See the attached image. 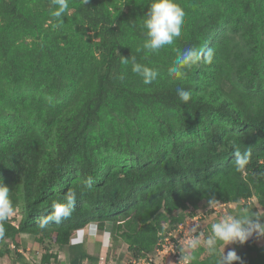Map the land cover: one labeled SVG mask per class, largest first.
Segmentation results:
<instances>
[{"label":"trees","instance_id":"1","mask_svg":"<svg viewBox=\"0 0 264 264\" xmlns=\"http://www.w3.org/2000/svg\"><path fill=\"white\" fill-rule=\"evenodd\" d=\"M176 2L186 13L182 37L149 53L150 0H69L61 28L51 0H0V181L15 213L3 222L0 257L34 264L30 235L44 247L39 264H64L66 247L71 263L99 264L100 245L89 254L86 240L71 244L97 223L136 260L209 200L235 203L238 218L254 198L264 211V0ZM190 47L212 49V62L169 76ZM132 55L158 71L156 81L145 85L121 63ZM178 87L192 92L187 104ZM235 151L250 153L242 170ZM73 191L71 215L41 229ZM221 246L183 252L195 255L189 264H219ZM235 252L233 264H264V243Z\"/></svg>","mask_w":264,"mask_h":264},{"label":"clouds","instance_id":"2","mask_svg":"<svg viewBox=\"0 0 264 264\" xmlns=\"http://www.w3.org/2000/svg\"><path fill=\"white\" fill-rule=\"evenodd\" d=\"M84 3H87V0H84ZM51 4L55 7L52 16L58 21L53 27L61 28L63 26L62 17L66 15L69 8V0H51ZM149 5L148 11L143 19V28L146 30L144 33L146 39L143 44V49L149 53H159L162 49L174 46L176 41L182 37L186 13L176 0H150ZM213 56V50L210 48L200 49L197 47H190L184 49L182 52L178 51L175 61L172 66L168 68V74L176 79H183L187 75V70L199 64L201 61L204 63H211ZM130 62L131 71L141 77L145 85H150L157 80L159 73L155 68L138 62L134 55L128 58L121 56L122 64L127 65ZM118 79L123 82L125 80V75L121 74ZM176 92L180 100L185 104H187L192 97V92L183 87H178ZM249 159V152H234L235 166L238 169H244L248 165ZM93 183V178L88 177L82 186L90 190ZM75 199L76 193L74 191L67 193L64 197V202L55 203L53 205L52 214L42 219L39 222V227L44 229L50 222L60 223L63 219L68 218L74 210ZM213 203V200L208 201L209 205ZM13 212L14 205L10 197V189L6 184L0 181V237L4 235L3 222L7 221ZM253 217H256V219H253ZM260 217L261 216L257 215H249L247 218H238L232 215H226L223 219L213 223L211 225V235H209L204 242L207 250L209 253L215 254L218 251L217 245L222 244L223 253L219 258V264H233L234 261H240L241 258L235 251H228L227 254H225V246L237 241L241 244L245 241H252L248 239L253 233L264 236V223L259 222ZM91 224L88 227H90ZM88 227L78 230L72 236V245L77 243L81 244L85 241L84 239L79 240L77 243L73 242L77 235H80L83 231L85 232ZM87 230H89V228ZM104 230L106 231V229ZM201 245L202 241L199 237L188 241V248L193 252L201 247ZM187 257L189 260L196 259L195 255H189ZM134 261L135 260H132L133 264Z\"/></svg>","mask_w":264,"mask_h":264},{"label":"rangeland","instance_id":"3","mask_svg":"<svg viewBox=\"0 0 264 264\" xmlns=\"http://www.w3.org/2000/svg\"><path fill=\"white\" fill-rule=\"evenodd\" d=\"M246 204V203H245ZM250 209H246L243 207L241 213H243L244 217L247 218L249 214L261 216L259 218L260 223H264V211L263 208L258 204L257 199H253L250 204ZM236 204H227L222 205L221 202L213 203L212 205L204 204L198 210V215L196 217L188 218L186 222H188L189 231L187 234L182 233V240L184 245H182L183 250L186 251L188 249V245H185L187 242V238L192 236L194 238L199 237L202 241V246H205L204 242L207 237L211 235V225L221 219H223L226 215L236 216ZM255 213V214H254ZM256 219V217H253ZM186 224V225H187ZM109 230V228H107ZM88 231V230H87ZM86 231V232H87ZM199 234V236H197ZM179 236V235H178ZM96 239L91 242L93 253L96 252V247L100 245V258L103 261L102 264H130L132 263L131 257L128 252V247L126 243H122L121 241L114 242L111 238V232L98 229L97 235H95ZM28 249L26 250L27 258L33 262L34 264H39L41 260L42 253L44 251V247L40 246L37 242H35L33 236H28ZM248 240H252L258 245H262L264 243V237L253 233ZM238 242V241H237ZM246 242V241H245ZM242 245L239 243V246L236 245V242L230 243L225 246L224 252L227 254L228 251H240L242 250ZM60 251V258L62 260L63 256L66 255L64 252L65 249ZM221 253H223V245L220 247ZM54 251L59 252V248L55 247ZM207 251L205 254H208ZM169 254L164 255V252L157 256L156 264H177L174 258H168ZM118 258L120 261H118ZM107 259V261H106ZM112 260V261H111ZM108 262V263H107ZM0 264H16L9 256L0 257Z\"/></svg>","mask_w":264,"mask_h":264},{"label":"built area","instance_id":"4","mask_svg":"<svg viewBox=\"0 0 264 264\" xmlns=\"http://www.w3.org/2000/svg\"><path fill=\"white\" fill-rule=\"evenodd\" d=\"M222 205H227V203H222ZM187 223L188 222H185L179 225L178 228L166 235L165 239L160 242L161 248L156 253L149 254L147 258L135 260L134 264H156L157 256L163 252L164 255L169 254V256H167L168 258H174L177 264H188L189 259L186 253L183 252L184 250L182 248V245H184L182 233L187 234L189 231ZM193 238L194 237L189 236V238H187V242ZM185 245H188V243Z\"/></svg>","mask_w":264,"mask_h":264},{"label":"crops","instance_id":"5","mask_svg":"<svg viewBox=\"0 0 264 264\" xmlns=\"http://www.w3.org/2000/svg\"><path fill=\"white\" fill-rule=\"evenodd\" d=\"M88 228H89V230H88V232H86ZM88 228L86 229L85 232L83 231V233L81 232L80 235H77V237L73 240V242L74 243H77L79 240H84L85 239L87 241V252L89 254H93L91 242L96 239L95 235H97V233H98V226H97L96 223H92L91 226L88 227ZM106 231H109L110 232V229L109 230L106 229ZM77 244H79V243H77ZM77 244H75V245H77ZM64 252L66 253V255H64L63 258H62V260L64 261V264H79V261H80L79 258L75 260V263H71V261H70V255H69V248L65 249ZM106 261H107V259H106ZM118 261H120L119 258H118ZM102 262L103 261L100 259L99 264H102ZM82 263L91 264V261L84 259L82 261ZM80 264H81V262H80ZM110 264H113V263H110Z\"/></svg>","mask_w":264,"mask_h":264}]
</instances>
